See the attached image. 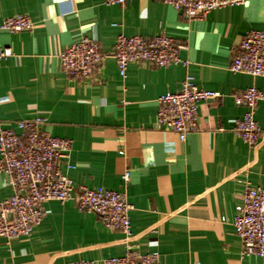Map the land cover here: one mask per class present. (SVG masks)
<instances>
[{
    "label": "crops",
    "instance_id": "obj_1",
    "mask_svg": "<svg viewBox=\"0 0 264 264\" xmlns=\"http://www.w3.org/2000/svg\"><path fill=\"white\" fill-rule=\"evenodd\" d=\"M27 15L32 31L11 33L5 20ZM264 32V0L214 10L189 20L164 0H0V49L14 57L0 64V128L19 133L18 123L38 117L46 130L70 139L63 172L75 184L126 193L133 205L132 236L107 229L74 201L46 204L34 232L9 245L0 238V264H67L160 253L159 264H264L245 256L234 220L246 185L264 184V101L256 120L257 148L234 132L246 112L233 96L248 88L264 92V76L233 73L234 52L250 31ZM166 34L186 49L182 65L131 64L123 78L113 56L116 39ZM82 37L96 38L105 55L98 73L74 81L59 55ZM192 75L217 98L201 103L196 132L186 142L156 127L158 98L178 92ZM129 172V181L123 176ZM12 189L0 174V203Z\"/></svg>",
    "mask_w": 264,
    "mask_h": 264
},
{
    "label": "built area",
    "instance_id": "obj_2",
    "mask_svg": "<svg viewBox=\"0 0 264 264\" xmlns=\"http://www.w3.org/2000/svg\"><path fill=\"white\" fill-rule=\"evenodd\" d=\"M133 0H104L106 6H124ZM189 19L200 21L214 10L244 4L245 0H164ZM33 20L27 15H16L2 24L11 33L32 31ZM186 48L162 33L153 38L128 37L120 34L116 39L114 58L120 75L125 78L129 65L144 63L158 68L189 66L181 57ZM14 57L11 48L0 49V64ZM105 59L96 38L82 37L59 55L62 72L78 81L96 75ZM233 73L252 77L264 76V32H248L237 46L230 65ZM219 94L199 88L195 78L187 75L176 93L162 94L157 102L156 127L173 131L181 142L196 132L202 102L215 99ZM236 105L246 109L234 128V132L251 148H257L262 130L256 120L264 92L256 87L248 88L233 96ZM47 120L41 117L18 123L19 133L0 128V174L7 176L12 189L9 198L0 203V238L9 245L13 240L29 237L47 215L50 201L65 203L74 201L80 212L96 215L103 225L130 238L132 226L130 213L133 205L126 193L103 187L89 188L77 185L63 172V164L74 169L70 162L72 141L52 136L46 130ZM130 174L123 176L129 181ZM12 215V217H11ZM236 236L240 239L245 256L264 258V184L246 185L234 220ZM160 253L123 257H111L102 264H159ZM67 264H97L80 260Z\"/></svg>",
    "mask_w": 264,
    "mask_h": 264
},
{
    "label": "water",
    "instance_id": "obj_3",
    "mask_svg": "<svg viewBox=\"0 0 264 264\" xmlns=\"http://www.w3.org/2000/svg\"><path fill=\"white\" fill-rule=\"evenodd\" d=\"M11 217H12V215H11Z\"/></svg>",
    "mask_w": 264,
    "mask_h": 264
}]
</instances>
